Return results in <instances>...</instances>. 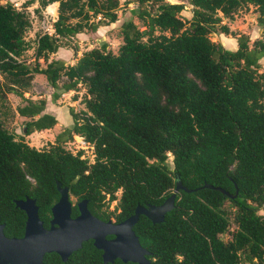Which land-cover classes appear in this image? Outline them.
Returning <instances> with one entry per match:
<instances>
[{"label":"trees","instance_id":"trees-1","mask_svg":"<svg viewBox=\"0 0 264 264\" xmlns=\"http://www.w3.org/2000/svg\"><path fill=\"white\" fill-rule=\"evenodd\" d=\"M37 1L57 2V14L53 31L37 34L30 63L21 58L28 48L29 16L0 0L3 233L22 236L26 215L14 200L26 196L35 199L39 218L49 226L59 197L55 180L68 187L70 200L75 197L71 216L78 214L76 202L86 199L93 215L118 222L138 204L161 203L179 179L194 190H180L160 223L140 215L133 225L151 264H264V75L258 70L264 0H134L143 28L124 20L115 52L102 43L71 64L49 55L63 39L115 21L119 0ZM245 3L255 6L261 38L249 46V36L238 34L233 50L211 40V33H232L221 16L231 18ZM183 10L190 16L183 18ZM37 73L54 89L52 100L83 89L84 104L80 114L70 109L71 124L42 149L16 138L1 119L7 94L14 93L22 100L15 112L25 118L26 134L55 125L44 98L24 96ZM73 135L92 144V161L81 157L82 150L63 147ZM205 183L237 193L227 196ZM42 262L104 264L91 239L65 261L49 252ZM105 264L136 263L116 258Z\"/></svg>","mask_w":264,"mask_h":264},{"label":"rangeland","instance_id":"rangeland-1","mask_svg":"<svg viewBox=\"0 0 264 264\" xmlns=\"http://www.w3.org/2000/svg\"><path fill=\"white\" fill-rule=\"evenodd\" d=\"M4 1L2 0V2ZM9 1L16 8L26 11L29 16L31 23L24 34L28 48L24 51L21 58L26 62L33 63L36 36L51 27L52 21L56 18L57 6L48 4L46 6H40L37 0ZM136 9L137 4L134 0H119V6L116 9L117 19L115 21L101 24L96 31L84 29L75 36L63 39L60 42L58 50L54 54H50L49 58L59 57L65 63L69 64L77 57V54H81L84 50L92 47H98L102 43H105L107 49L115 52L121 43L120 28L124 20L132 19L138 27L143 28L141 21L134 14ZM181 15L183 18H187L190 16V12L183 10L181 11ZM221 23L226 24L232 33L218 31L217 33H211L210 38L213 41H220L226 49L233 50L236 48L235 37L241 33L249 36V46H252L253 40L261 38V28L257 24V12L255 6L250 3L242 4L231 18L221 16ZM38 61L41 66L45 65V62L41 58ZM258 70L264 75V55L259 59ZM53 91L54 89L47 83L45 76L37 73L33 77L31 88L25 93L27 97L34 100L40 98L45 99V110L53 113L57 117V122L53 127L26 134L23 131L25 118L20 117L15 112L16 106L21 104L22 100L19 96L8 93L6 96V105L8 108L3 109L4 113L1 115L5 128L14 133L16 138H22L29 145L37 149L47 148L50 143L55 141V134L64 126L71 124L72 114L70 109L78 114L84 109L82 99L83 89L61 92L55 100L51 99ZM72 141L63 143V147L75 153L78 150L76 147L79 145L77 144L76 135H73ZM91 151L92 149L89 146L83 148V154L89 160L93 158ZM167 163L172 167V156L170 154L168 155ZM117 195H119V191ZM74 200L75 197L71 196V201ZM117 202V199L109 202L107 209L111 210ZM260 212L264 214V206L260 209Z\"/></svg>","mask_w":264,"mask_h":264},{"label":"water","instance_id":"water-1","mask_svg":"<svg viewBox=\"0 0 264 264\" xmlns=\"http://www.w3.org/2000/svg\"><path fill=\"white\" fill-rule=\"evenodd\" d=\"M25 131V127L23 129ZM59 193L58 200L51 206L49 226L45 227L38 216L35 199L26 196L16 199L14 203L25 212L24 231L20 237H8L3 233L0 223V264H43V256L49 252L57 253L65 261L69 254L79 249L82 243L91 239L94 247L101 250L103 263L112 262L116 258L123 262L151 264L149 252L144 248L133 230V225L140 215H144L152 223H160L165 214L173 209L176 195L180 190L194 189L184 186L179 179L175 182L172 193L161 203L136 205L131 215L115 222L112 219L102 220L93 215L87 208V200L77 201L78 214L71 216L72 202L68 187L55 180ZM204 187L217 189L227 196L233 197L224 188L205 183Z\"/></svg>","mask_w":264,"mask_h":264},{"label":"built area","instance_id":"built-area-1","mask_svg":"<svg viewBox=\"0 0 264 264\" xmlns=\"http://www.w3.org/2000/svg\"><path fill=\"white\" fill-rule=\"evenodd\" d=\"M52 28L51 27H49V29H47V32L48 33H51L52 31ZM76 137H77V144H79V145H77V149L78 150H76V152L77 151H79V150H82L83 151V148H85L86 146H89V147H91V149H92V155H93V146H92V144L91 143H89V142H87V141H85L84 140V138L82 137V136H78V135H76ZM72 141V140H71ZM73 142V141H72ZM76 146V145H75ZM75 152V153H76ZM81 157L82 158H84L85 156H84V154H83V152L81 153ZM93 159V158H92ZM89 161H92V160H89Z\"/></svg>","mask_w":264,"mask_h":264},{"label":"crops","instance_id":"crops-1","mask_svg":"<svg viewBox=\"0 0 264 264\" xmlns=\"http://www.w3.org/2000/svg\"><path fill=\"white\" fill-rule=\"evenodd\" d=\"M48 5H52V6L54 5V6L56 7V6H57V2H52L51 4H48ZM51 31H53V29H52ZM233 40H234V39H233ZM235 41H236V40H235ZM79 55H80V54H77V57H78ZM77 57H76V58H77ZM76 58H74V60H76ZM74 60L71 61L70 64L73 63ZM25 93H26V92H24V96L27 97V96L25 95ZM13 94H14V93H13ZM31 99H32V98H31ZM45 111L48 112L47 110H45ZM49 113H51V112H49ZM52 114H53V113H52ZM17 115H18V114H17ZM53 115H54V114H53ZM20 117H22V116H20ZM55 117H56V116H55ZM23 118H24V117H23ZM56 118H57V117H56Z\"/></svg>","mask_w":264,"mask_h":264},{"label":"flooded vegetation","instance_id":"flooded-vegetation-1","mask_svg":"<svg viewBox=\"0 0 264 264\" xmlns=\"http://www.w3.org/2000/svg\"><path fill=\"white\" fill-rule=\"evenodd\" d=\"M77 203V202H76Z\"/></svg>","mask_w":264,"mask_h":264}]
</instances>
